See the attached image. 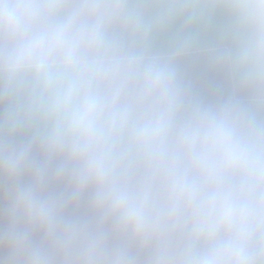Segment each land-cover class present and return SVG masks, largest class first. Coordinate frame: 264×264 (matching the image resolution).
I'll use <instances>...</instances> for the list:
<instances>
[{"label":"clouds","instance_id":"9594fccd","mask_svg":"<svg viewBox=\"0 0 264 264\" xmlns=\"http://www.w3.org/2000/svg\"><path fill=\"white\" fill-rule=\"evenodd\" d=\"M0 264H264V0H0Z\"/></svg>","mask_w":264,"mask_h":264}]
</instances>
